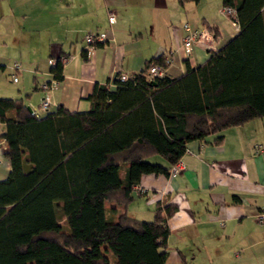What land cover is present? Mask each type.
<instances>
[{
  "label": "trees",
  "instance_id": "1",
  "mask_svg": "<svg viewBox=\"0 0 264 264\" xmlns=\"http://www.w3.org/2000/svg\"><path fill=\"white\" fill-rule=\"evenodd\" d=\"M225 5L235 10L237 32L200 64L183 61L176 77H147L151 65L167 66L160 54L130 79L94 83L83 111L56 104L34 116L21 98L0 96L9 166L0 178V264H164L165 221L176 205L156 202L149 220L127 211L141 174L167 175L147 158L168 165L188 141L212 134L217 142L224 128L264 116V0ZM48 71L61 79L58 62ZM107 166L116 169L114 183L103 177Z\"/></svg>",
  "mask_w": 264,
  "mask_h": 264
},
{
  "label": "crops",
  "instance_id": "2",
  "mask_svg": "<svg viewBox=\"0 0 264 264\" xmlns=\"http://www.w3.org/2000/svg\"><path fill=\"white\" fill-rule=\"evenodd\" d=\"M219 7L220 0H0V96L21 98L40 116L56 104L83 111L94 83H108L117 72L132 75L160 54L167 59L164 76L176 77L183 61L194 67L209 55L200 44L183 52L182 23L215 27L213 50L237 32ZM107 9L114 14L110 24ZM261 15L264 27L263 9ZM103 31L106 39L85 55L84 34ZM61 55L67 60L55 80L49 61ZM44 96L48 106L42 111ZM219 134L217 142L212 134L188 141L179 173L141 174L137 189L131 187L127 211L137 219L150 218L156 202L176 205L165 221L164 264H264V116ZM1 151L0 142V170L6 174ZM155 162L167 166L164 159ZM103 177L116 182L114 166Z\"/></svg>",
  "mask_w": 264,
  "mask_h": 264
},
{
  "label": "built area",
  "instance_id": "3",
  "mask_svg": "<svg viewBox=\"0 0 264 264\" xmlns=\"http://www.w3.org/2000/svg\"><path fill=\"white\" fill-rule=\"evenodd\" d=\"M218 12L221 15H227L229 20L232 23L236 24L235 20V10L232 6H220L218 9ZM106 18L108 24L112 23L114 21V14L112 10L107 9L106 10ZM181 46L182 50L185 54H188L190 51V47L194 44H200L205 49H213V38H212V32L206 27L201 26L199 28H191L187 23H183L181 26ZM106 39L105 31L103 32H86L83 36V42H84V48H85V55L89 51L91 47L94 46L96 42L102 43ZM67 58L65 55H61L57 57L56 59H50L49 63H51V66L58 62L61 66L66 62ZM12 68H17V65L12 63ZM146 75L148 78L152 76L162 77L164 76V71L161 68H158L156 65H151L146 70ZM131 75H126L121 72H117L113 75V77L108 81L109 86H113L115 83L124 81L127 79H130ZM15 77H12V80H14ZM50 85L49 83H44L42 85V89L46 90ZM48 106V100L46 96L41 98L38 103V108L42 111H45ZM29 112L33 114L34 116H39V113L37 112V109L29 108ZM187 152V149L184 148L183 153ZM181 154V155H182ZM181 155L172 163L167 165V177H171L172 175L179 173L183 170V162L181 160ZM135 187V186H133ZM258 219L260 220V217L262 214H258Z\"/></svg>",
  "mask_w": 264,
  "mask_h": 264
},
{
  "label": "rangeland",
  "instance_id": "4",
  "mask_svg": "<svg viewBox=\"0 0 264 264\" xmlns=\"http://www.w3.org/2000/svg\"><path fill=\"white\" fill-rule=\"evenodd\" d=\"M216 5H219V1L217 2V4ZM263 12H264V9H263ZM228 17V16H227ZM227 17H225V18H227ZM227 19H229V18H227ZM184 23H186V22H184ZM183 24V23H182ZM181 24V25H182ZM41 62H39V64H40ZM156 159H162V157L160 158V156H158V155H153V156H150V157H148L147 158V160L148 161H150V162H155L156 161ZM5 176V173H3V171H1L0 170V178H3ZM133 186H135V185H133ZM132 186V187H133ZM134 189H137V187L135 186V187H133ZM105 207H108V205H105ZM116 213V212H115ZM55 218H56V220L59 222V223H62V213H61V210H60V208H59V206L56 204V206H55ZM149 218V217H148ZM147 218V220H149ZM144 220V219H143Z\"/></svg>",
  "mask_w": 264,
  "mask_h": 264
},
{
  "label": "water",
  "instance_id": "5",
  "mask_svg": "<svg viewBox=\"0 0 264 264\" xmlns=\"http://www.w3.org/2000/svg\"><path fill=\"white\" fill-rule=\"evenodd\" d=\"M25 108H26V110H28V111H29V106H28V105H25Z\"/></svg>",
  "mask_w": 264,
  "mask_h": 264
}]
</instances>
